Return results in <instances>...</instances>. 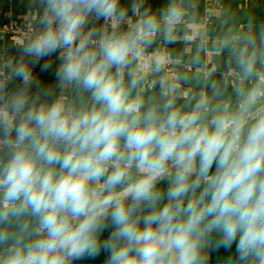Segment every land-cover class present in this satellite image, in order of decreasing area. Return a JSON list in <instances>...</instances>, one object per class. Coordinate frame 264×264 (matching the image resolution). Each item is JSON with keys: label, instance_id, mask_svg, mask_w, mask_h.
Returning <instances> with one entry per match:
<instances>
[{"label": "clouds", "instance_id": "1", "mask_svg": "<svg viewBox=\"0 0 264 264\" xmlns=\"http://www.w3.org/2000/svg\"><path fill=\"white\" fill-rule=\"evenodd\" d=\"M28 7L0 33V264H264V20Z\"/></svg>", "mask_w": 264, "mask_h": 264}, {"label": "crops", "instance_id": "2", "mask_svg": "<svg viewBox=\"0 0 264 264\" xmlns=\"http://www.w3.org/2000/svg\"><path fill=\"white\" fill-rule=\"evenodd\" d=\"M164 2L165 0H152L154 7L160 6ZM205 7L214 14V17L219 16L221 11H223L225 13L224 18L228 20L229 24L246 23V17L249 14H254L258 23L264 20V0H199V11L201 13H203ZM30 19L31 13L28 7V0H0V26L11 20L26 27ZM219 27V22H217V30H219ZM8 38L9 36H5V40ZM34 71L46 82L54 80V68L49 72H41L39 66H37ZM107 234L106 232L104 235L107 236ZM231 251L223 248L213 250L211 252L212 264H216L218 260L229 255ZM105 258L106 254L101 253L98 258H85L82 261H78L77 264H103Z\"/></svg>", "mask_w": 264, "mask_h": 264}, {"label": "built area", "instance_id": "3", "mask_svg": "<svg viewBox=\"0 0 264 264\" xmlns=\"http://www.w3.org/2000/svg\"><path fill=\"white\" fill-rule=\"evenodd\" d=\"M208 1V0H207ZM16 29H25V26L20 25L18 22L16 21H9L3 25L0 26V33H3L5 36H11L12 34H14V31Z\"/></svg>", "mask_w": 264, "mask_h": 264}]
</instances>
